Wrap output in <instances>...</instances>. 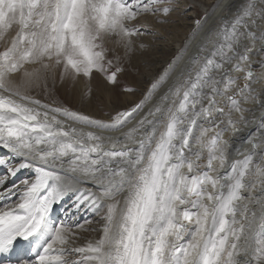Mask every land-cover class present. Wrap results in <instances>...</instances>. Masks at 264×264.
<instances>
[{"label":"snow or ice","instance_id":"snow-or-ice-1","mask_svg":"<svg viewBox=\"0 0 264 264\" xmlns=\"http://www.w3.org/2000/svg\"><path fill=\"white\" fill-rule=\"evenodd\" d=\"M173 11L175 0H0V264H264V116L242 159L229 160L224 139L249 125L246 105L264 109V86L253 87L264 81V0H242L167 88V76L154 81L107 120L30 94L96 73L116 85L125 69L109 42L131 57L148 31L138 19L166 23ZM70 195L102 221L83 246L72 245L90 219H53Z\"/></svg>","mask_w":264,"mask_h":264},{"label":"rangeland","instance_id":"rangeland-1","mask_svg":"<svg viewBox=\"0 0 264 264\" xmlns=\"http://www.w3.org/2000/svg\"><path fill=\"white\" fill-rule=\"evenodd\" d=\"M194 1L200 2L199 0ZM184 4H186V7ZM204 5L206 9H203L199 4L188 3L186 0H175V11H173L167 17L168 19L166 18V23L159 22L158 18L154 16L156 22L164 28L165 33H160L158 31V28L157 30H155L152 26L150 27L148 25H145L146 23L143 22L147 20H144L145 16H141L139 18L140 20L138 19L137 23H142L141 25L146 26L148 31H144L141 35L134 37V40L137 46L143 44L145 45V47H138L135 54L131 57H125L123 54V49L110 41L107 45L109 47L108 58L114 60L117 56L121 57V66L125 69L123 73L118 75V83L116 85L113 86L109 84L103 78V76H101L99 73H96L94 74V77L90 83L81 80L79 83L73 85L69 80L66 81L63 85L58 84L55 93L47 98L44 97L42 92L37 93L36 91H33L31 92V94L33 96H37L38 99H41L42 101H45L47 103L52 104L53 101H55V106L63 104L72 109L79 110L85 114L96 116V118H103L106 114L108 115L109 113H113V109H116L117 111L125 109L124 107L127 106L126 104L128 102L125 100V98L129 97V95H132L134 97L143 96V92H145L147 84L145 83V80L147 79L146 76L152 71V69L157 67V71L154 72V77L156 80L160 76L163 69L167 68L168 64L173 60L172 58L176 57L177 50H175V52H172V50H170V48L168 49V47H166V49H163L162 46L166 45L167 43L165 41H170L175 38V36L178 35L179 37L180 35L181 38L184 37V41L180 43L185 42L190 34V31L192 30V26L194 25L195 27L196 21L205 16L206 10L213 5V2L212 0L207 3L204 2ZM215 5L216 4H214L212 8H214ZM211 9L210 11L213 10ZM148 16H150V14L146 15V18ZM175 24L178 25L179 29L181 28L182 30H178V27ZM189 25L191 27H189L190 29H188ZM173 27L175 28V30ZM186 30L188 31V33ZM168 38L171 39L169 40ZM170 47L172 48L173 45L170 44ZM2 50L3 44L2 42H0V51ZM164 58L168 59V61L166 62L167 65L163 64L161 66L160 60ZM126 88L135 89V91L128 92L124 90ZM89 89L91 90L90 92ZM91 229L92 228H88L87 231H91Z\"/></svg>","mask_w":264,"mask_h":264},{"label":"bare ground","instance_id":"bare-ground-1","mask_svg":"<svg viewBox=\"0 0 264 264\" xmlns=\"http://www.w3.org/2000/svg\"><path fill=\"white\" fill-rule=\"evenodd\" d=\"M186 1L188 3H192V4H199L203 9H206V7L204 5V2L207 3V2H209L211 0H199L200 2L196 1L197 3L194 0H186ZM212 2H213V5L214 4H216V5H215L214 8H212L213 5L212 6L210 5L211 7L209 6L210 8H208L206 10V12L208 13V16H207L206 21L203 22L202 27L197 31L196 30V26L194 27V25H193L192 26V30L190 31V34L187 37V39L185 40V42L180 43V42L184 41V39H183L184 37L181 38L180 35H179V37L177 35L172 40H170L171 38H168L172 43L170 41H165V42H167L166 45H164L165 47L161 45L163 47V49L164 48L166 49V47H168V49L170 48V50H172V52H175V50H177L176 56L179 54V52L182 49H185V51L183 53V57H182V59H180L179 63L176 65L175 70H173L170 75L168 74V72H169L168 66L175 59V58H172L173 60L168 64L167 68H164L163 71L161 72L160 76L156 79V80H160V79H163L164 77L167 76V81H166V83L163 86L164 88H167L168 84L172 83L173 79L177 76V74L179 73L180 69L185 66V64L188 62L189 58L197 51V46L200 45L206 39L209 29L218 27L222 19L229 18L232 15V13L235 11L236 7L242 3V0H212ZM184 5L186 7V4H184ZM210 9L212 11H210ZM144 20H147V21L143 22V23H146L145 25H148L150 27L152 26L153 29H155V30H157V28H158L159 29L158 31L160 33H165L164 32L165 31L164 28L156 22L154 16L150 15L147 18L145 16ZM169 23H171V22H169ZM176 26L178 27V25H176ZM189 27H190V25L188 26V29L191 28V27L190 28ZM180 29L178 27V30H180ZM174 30H175V28H174ZM193 30H195V31H193ZM187 33H188V31H187ZM164 35H166V34H164ZM181 39H183V40H181ZM170 44L173 45L172 48L170 47ZM157 47H159V46H157ZM167 61H168L167 58L161 59L160 60L161 66L163 64L167 65V63H166ZM156 69H157V67L153 68L152 71L146 76L147 79L145 80V83H147V84H146L145 92H143V94L146 93L147 90L151 87V84L154 81H156L155 77H154V74H155L154 72L157 71ZM256 71L259 72L260 70L257 68ZM262 86H264V81H260L258 83H254L253 84L254 88H260ZM162 90L163 89H161V91ZM107 94H109V93H107ZM134 94H135V92H134ZM34 97H37V96H34ZM141 98H142V96L134 97L132 95H129V97L125 98V100L128 101V102L126 104L127 106L124 107V108L126 109V108L131 107L136 102H138ZM37 99H38V97H37ZM43 102H45V101H43ZM45 103H47V102H45ZM124 105H125V103H124ZM246 107H249V108L253 109L252 112H249V113L245 114L249 118V121H250L249 125L245 126L243 123H240V124L237 125V127L240 129V131H238L237 133L233 134L230 130L226 131L224 133V139L228 140L230 142V144L233 145V148L230 149V156H229V160L230 161L237 160V159H242L243 157H242L241 154L247 152L250 149L251 145L245 142L246 138L248 137L250 132L254 131V124L259 122V118L261 116H264V109L260 108L259 105H251V104H249V105H246ZM117 109H119V108H117ZM113 110H114L113 113L115 111H117L116 109H113ZM98 113H99V111H98ZM94 117H96V116H94ZM233 118L234 119L237 118L236 114H234ZM103 119H105V120L109 119V115L106 114L103 117ZM132 123H135V121H133ZM127 127H131V124L128 125ZM86 130L97 131L98 134H102L104 136L116 137V136H118L120 134V132L125 131L126 129L101 131V130H97V129H87L86 128ZM5 152H6V150L0 149V155H3ZM3 172H4V169L0 168V174H3ZM30 175H31V173H30L29 170H23L17 176L16 180L19 181L20 179H23L24 177L30 176ZM81 187H90V185H81ZM74 200H75V196L70 195L61 204L57 205L55 207V209H54V212H53V219L54 220H67L69 223H71L73 220H76L77 222H83L84 219L87 217L88 219H90L92 221V223L90 225H86V229L88 230V228H92V229H96V231L79 230L78 231V238L75 239L74 244L72 245V246L75 247V246H83L88 240L98 239L100 237V235H101L100 227H101L102 221H100L99 215H93L92 213H89V212H80V213L75 212L74 209H73ZM19 254L22 255L23 253L21 252Z\"/></svg>","mask_w":264,"mask_h":264}]
</instances>
